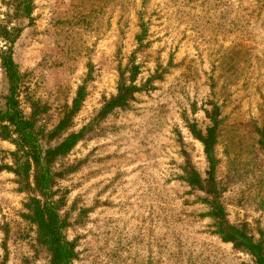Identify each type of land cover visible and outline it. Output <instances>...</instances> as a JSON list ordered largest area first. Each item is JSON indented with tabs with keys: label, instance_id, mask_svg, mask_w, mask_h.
<instances>
[{
	"label": "rangeland",
	"instance_id": "374dc122",
	"mask_svg": "<svg viewBox=\"0 0 264 264\" xmlns=\"http://www.w3.org/2000/svg\"><path fill=\"white\" fill-rule=\"evenodd\" d=\"M8 50L38 158L0 123V264H50L35 205L71 264H255L212 212L264 252V0H0Z\"/></svg>",
	"mask_w": 264,
	"mask_h": 264
},
{
	"label": "trees",
	"instance_id": "16d2710c",
	"mask_svg": "<svg viewBox=\"0 0 264 264\" xmlns=\"http://www.w3.org/2000/svg\"><path fill=\"white\" fill-rule=\"evenodd\" d=\"M0 62L8 80L9 93V96L6 98V110L4 112H0V123L7 122L9 125H12L14 133L17 136L19 142L25 146V153L28 156L30 155L38 158L37 149L32 144V135L26 132V124L18 118L17 111L14 108L16 104L15 99L18 90L19 74L17 66L12 59L10 50L0 54ZM76 104L77 100L74 101V105ZM216 126L217 122H214V125L211 128H208L204 135L199 134L196 136L204 147V154L209 165V172L206 174L207 177L206 179L202 180V182L210 189L214 185L213 170L215 158L213 142L215 138L214 133ZM70 141H72V139H68L66 142L69 143ZM63 144L65 145V143ZM63 144L58 148H61ZM21 147L22 146L20 145V148ZM20 148L18 150H20ZM187 180L193 185L198 183L195 173L192 171L189 172ZM48 181L49 177L46 175H43L40 180L44 188L47 187L46 183ZM213 209L214 211L212 212V216L216 220V229L214 233L217 234L223 241L232 242L246 247L254 258L255 264H264V252L262 246L258 243H254L253 239L247 236L241 230L226 225V223H224L222 220L223 215L220 206H214ZM33 219L38 226V233L42 238V243L45 244L46 249L50 253V264H71V260L74 257L72 244L65 242L61 236H59L58 226L55 221L54 214L48 208V205L42 207L35 205Z\"/></svg>",
	"mask_w": 264,
	"mask_h": 264
}]
</instances>
